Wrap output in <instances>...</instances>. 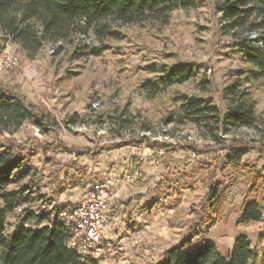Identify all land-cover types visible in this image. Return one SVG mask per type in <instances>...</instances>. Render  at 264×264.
<instances>
[{"label":"rangeland","instance_id":"1","mask_svg":"<svg viewBox=\"0 0 264 264\" xmlns=\"http://www.w3.org/2000/svg\"><path fill=\"white\" fill-rule=\"evenodd\" d=\"M215 3L206 0L196 9H177L166 27H119L115 39L97 40L91 31L90 49L82 52L86 55H75V46L58 51L46 45L30 59L18 45L7 44L0 58L13 53L19 67L12 73L0 72V86L58 123L55 131L44 135L30 122L14 136L0 135V144L14 140L22 147L23 171H30L20 186L28 190L6 216L8 233L29 219L30 212L37 216L70 210L82 201L93 181H102L111 192L109 215L113 219L107 231L114 249L100 264H160L165 251L179 244L208 210L204 202L212 176L226 192L222 216L209 241L225 254L229 242L243 234L260 260L264 217L258 224L238 225L237 221L245 202L253 200L262 206L264 216V181L246 199L244 171L226 162L227 150L221 151L219 144L205 139L191 124H167L177 111L174 98L178 95H204L222 112L226 110L223 90L242 64L230 48L231 37L221 30ZM178 64L193 66L197 78L153 95V82L164 67ZM203 80L210 83L206 94L200 90ZM250 90L260 115L264 79ZM123 111L131 115L130 129H123L115 119ZM230 139L250 143L254 150L242 162L264 173L263 143L255 142V134L242 129ZM59 141L69 148L105 150L96 157L77 156L63 152ZM114 145L118 148H110Z\"/></svg>","mask_w":264,"mask_h":264},{"label":"trees","instance_id":"2","mask_svg":"<svg viewBox=\"0 0 264 264\" xmlns=\"http://www.w3.org/2000/svg\"><path fill=\"white\" fill-rule=\"evenodd\" d=\"M205 2L0 0V53L7 44H14L28 58L35 59L46 45L56 47L58 51L70 45L75 46V55H86L82 52L90 49L87 39L91 31L97 40L105 41L119 38L117 28L122 26L149 24L166 27L177 9L188 11ZM215 8L220 15L221 30L231 37L230 48L242 64L223 90L226 110L222 112L211 98L204 95H178L174 98L175 104H178L177 111L170 115L167 124H191L205 139L219 144L221 151L227 150L226 162L244 171L248 182L247 199L257 191L259 182L264 181V173L255 165L242 162L250 150H254L250 143L230 138L236 131L250 130L258 138L255 142L263 143L260 153L264 154V111L257 114V101L250 90L264 79V0H216ZM197 75L196 69L188 64L164 67L153 82V95L169 87L183 85L196 79ZM200 90L205 94L210 92V83L206 80L200 82ZM115 119L123 129H130L134 124L127 111ZM27 122L43 135L55 131L58 126L50 115L0 86V135L14 136ZM144 130L151 132L149 127ZM58 145L63 152L77 156L96 157L105 150L69 148L61 141ZM110 148L118 147L114 145ZM192 150L195 148L192 147ZM24 161L23 149L16 141L0 144V264H100L101 260L93 257L82 259L68 248L70 233L58 218L59 210L37 216L30 212L29 219L8 233L6 216L20 205L21 196L28 190L20 187L30 173L29 170L23 171ZM213 178L209 177L208 195L204 202L208 210L187 230L179 244L165 251L160 264H264V253L259 260L247 236L236 239L229 258H225L209 241L212 228L222 216L226 192L222 183L213 181ZM11 186H19V189H10ZM263 217V208L258 202H245L237 224H258ZM45 221L47 224L43 225Z\"/></svg>","mask_w":264,"mask_h":264},{"label":"built area","instance_id":"3","mask_svg":"<svg viewBox=\"0 0 264 264\" xmlns=\"http://www.w3.org/2000/svg\"><path fill=\"white\" fill-rule=\"evenodd\" d=\"M53 53L54 50H51L50 54ZM18 67L19 60L15 54L6 52L0 58V72L12 73ZM110 194L109 187L95 180L80 203L58 214L70 233L68 248L82 259L93 257L102 260L113 252V241L106 237Z\"/></svg>","mask_w":264,"mask_h":264},{"label":"crops","instance_id":"4","mask_svg":"<svg viewBox=\"0 0 264 264\" xmlns=\"http://www.w3.org/2000/svg\"><path fill=\"white\" fill-rule=\"evenodd\" d=\"M253 201H255V200H253ZM112 219H113V218H112ZM112 219H111V217H110V215H109V221H108V225H107V230L110 228L109 225H111V221H112ZM242 235H243V234L239 235L238 237H235L233 240H231V241L229 242V250H228L225 254H224L222 251H220V253H221L225 258H229V257H230L236 239L239 238V237L242 236ZM106 237H107L108 239L113 240L111 237H109V231L106 232ZM211 243H213V242H211ZM213 244H214V243H213Z\"/></svg>","mask_w":264,"mask_h":264}]
</instances>
